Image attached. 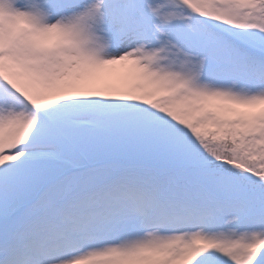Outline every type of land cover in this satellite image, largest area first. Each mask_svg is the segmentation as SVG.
I'll use <instances>...</instances> for the list:
<instances>
[{
    "label": "snow or ice",
    "instance_id": "1",
    "mask_svg": "<svg viewBox=\"0 0 264 264\" xmlns=\"http://www.w3.org/2000/svg\"><path fill=\"white\" fill-rule=\"evenodd\" d=\"M0 264H264V0H0Z\"/></svg>",
    "mask_w": 264,
    "mask_h": 264
}]
</instances>
